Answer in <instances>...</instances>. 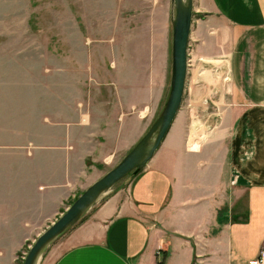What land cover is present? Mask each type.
Listing matches in <instances>:
<instances>
[{
    "label": "crops",
    "instance_id": "crops-1",
    "mask_svg": "<svg viewBox=\"0 0 264 264\" xmlns=\"http://www.w3.org/2000/svg\"><path fill=\"white\" fill-rule=\"evenodd\" d=\"M81 7L87 24L107 26L90 33L101 41L86 52L110 59L75 80L72 117L55 126L59 145L44 117L42 138L20 147L26 154L0 180V264H18L81 179L116 165L160 112L171 0ZM187 58L180 109L152 158L36 264H245L264 250V0H192Z\"/></svg>",
    "mask_w": 264,
    "mask_h": 264
},
{
    "label": "rangeland",
    "instance_id": "rangeland-1",
    "mask_svg": "<svg viewBox=\"0 0 264 264\" xmlns=\"http://www.w3.org/2000/svg\"><path fill=\"white\" fill-rule=\"evenodd\" d=\"M81 4H84V0H0L2 182H5L11 171L12 161L16 158L19 160L26 154L20 147L42 138L36 133L42 135L41 123L44 117L50 119V138L51 141L54 140L51 144L59 145V133L55 126L72 117L75 80L91 77L93 60L97 64L100 59H110L108 53L101 57L100 52H95L93 57V53L86 52L94 48L92 43L98 44L101 41L99 38L89 40L95 36L90 33L95 32V37H100L97 31L103 29L106 32L107 26L87 24ZM97 11L102 10L98 8ZM94 68L96 72L99 71L98 67ZM170 76L171 70L160 111L169 92ZM105 172L106 170L95 173L89 171L81 179V184L76 185L78 192L74 191V197L65 201L60 211L63 212L86 187ZM38 235L32 234L18 251V264L23 263L29 246ZM56 240L41 251L37 262L48 253Z\"/></svg>",
    "mask_w": 264,
    "mask_h": 264
},
{
    "label": "water",
    "instance_id": "water-1",
    "mask_svg": "<svg viewBox=\"0 0 264 264\" xmlns=\"http://www.w3.org/2000/svg\"><path fill=\"white\" fill-rule=\"evenodd\" d=\"M173 5L170 87L163 107L146 132L101 177L86 187L29 246L22 264H36L41 251L76 224L107 190L128 175H135L152 158L169 131L182 103L187 78V52L192 24V0H171Z\"/></svg>",
    "mask_w": 264,
    "mask_h": 264
},
{
    "label": "built area",
    "instance_id": "built-area-1",
    "mask_svg": "<svg viewBox=\"0 0 264 264\" xmlns=\"http://www.w3.org/2000/svg\"><path fill=\"white\" fill-rule=\"evenodd\" d=\"M198 123V122H197ZM154 264H161L160 262H156ZM245 264H264V250H261L257 256L248 260Z\"/></svg>",
    "mask_w": 264,
    "mask_h": 264
},
{
    "label": "bare ground",
    "instance_id": "bare-ground-1",
    "mask_svg": "<svg viewBox=\"0 0 264 264\" xmlns=\"http://www.w3.org/2000/svg\"><path fill=\"white\" fill-rule=\"evenodd\" d=\"M199 122V121H198Z\"/></svg>",
    "mask_w": 264,
    "mask_h": 264
}]
</instances>
